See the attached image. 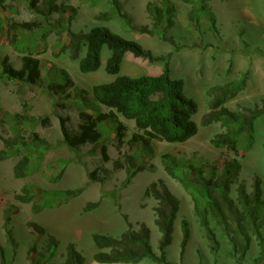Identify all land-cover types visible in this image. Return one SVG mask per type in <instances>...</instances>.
Returning a JSON list of instances; mask_svg holds the SVG:
<instances>
[{"label":"rangeland","instance_id":"1","mask_svg":"<svg viewBox=\"0 0 264 264\" xmlns=\"http://www.w3.org/2000/svg\"><path fill=\"white\" fill-rule=\"evenodd\" d=\"M51 1L61 11L50 8L49 0L38 2L45 15L31 7L30 0H6L0 5V244L5 263L62 264L67 245L74 243L89 264H165L148 258L139 263L93 260L95 233L118 236L143 226L160 253L157 200L145 196V190L161 179L179 199L173 238L165 247L172 264H264L261 241L248 223L244 228L251 236L250 245L242 252L245 236L236 220L242 208L237 191L240 184L250 193L260 179L264 196V113L255 119L253 147L240 149L237 156L241 168L229 191L234 210L227 213V220L209 214L218 240L216 249L195 211L196 200L203 207L210 203L195 171L203 169L209 178L212 167L234 157L211 142L224 130L221 123L201 124L202 115L209 110L207 89L246 77L243 88L225 105L238 110L264 99V0H162L168 1L170 9L159 23L148 8L152 0H124L127 3L121 6L122 0H118V10L113 0ZM30 22L32 27H20V23ZM11 24L15 29H10ZM99 25L157 52H174L194 44L200 47V58L191 60L186 69L170 64L171 75L183 78L186 93L194 94L191 97L198 102L195 136L185 142L153 140V152L146 153L133 139L138 131L134 120L119 113L125 127L122 133L107 120L99 123L96 142L71 145L65 141L63 123L76 130L82 111L95 115L109 111L96 103L93 87L117 76L105 70L110 50L103 48L102 65L92 72L79 68L84 50L76 58L70 50L73 32H87ZM24 55L41 60L39 82L17 76ZM163 63L127 52L119 74H157ZM63 70L69 72L74 86L69 97L59 98L52 85L65 82ZM166 156L175 159L178 177L167 172ZM118 159L122 167L115 166ZM64 190H79V194L65 198L59 192ZM23 196L31 197L24 201ZM93 202H97L93 209H84ZM185 220L189 230L183 245ZM260 230L264 233V221Z\"/></svg>","mask_w":264,"mask_h":264},{"label":"trees","instance_id":"2","mask_svg":"<svg viewBox=\"0 0 264 264\" xmlns=\"http://www.w3.org/2000/svg\"><path fill=\"white\" fill-rule=\"evenodd\" d=\"M5 2L6 0H0V5ZM38 2L39 0H30V6L45 15L44 8ZM113 3L116 5L115 10H118V0H113ZM47 5L56 11H61L60 6L54 4L51 0L47 2ZM148 8L152 9V13L157 17V23L163 20L165 10L162 7L152 2ZM33 25L32 22L20 23V27L30 28ZM13 28L15 29V25L11 24L10 29ZM70 43V50L74 58L79 57L81 49L84 50V55L79 62V68L82 72H92L100 69L102 51L106 46L110 50V55L106 60L105 70L117 76L112 81L98 83L93 87V98L96 103L108 107L109 111H99L96 115L88 111H82L76 130H69L64 123L62 124L64 139L67 143L81 145L89 141L96 142L98 125L107 120L122 133L125 127L119 120V113L127 119L134 120L138 131L133 134V139L141 144L146 153L153 152V140L185 142L197 134L199 125L194 120V115L198 112L199 105L196 99L186 93L185 80L171 75L170 52L156 54L138 41L127 39L104 25L95 26L87 32H73ZM127 52L153 62L164 61V68L159 74L120 75L122 62ZM21 61V68L16 71L17 76L20 79L39 82L42 79L41 60L32 55H24L21 57ZM62 75L66 79L65 82L52 85L59 98L69 97V89L74 86V81L69 72L63 70ZM245 83L246 77H243L240 80L210 87L208 89L209 110L201 118V124L204 126L215 122L221 123L224 130L217 133L211 142L214 146L226 148L234 154L232 158H224L222 165L212 167L209 178L204 176L203 169L198 168L195 171L196 168H194L201 182L202 190L210 199V203L206 207L201 206L200 200H196L195 211L207 237L212 242V247L215 249L218 240L210 225L209 214L213 217L222 216L227 220V213H232L234 210L229 191L241 168V162L237 156L240 149L250 150L253 147L255 119L264 113V99L261 103L255 104L254 107L241 106L238 110H232L225 105L228 100L237 95ZM104 153H106L105 150ZM166 159H168L166 161L167 172L173 177H178L175 171V159L172 156H166ZM115 166L122 167L120 159L115 161ZM95 173L96 171H93L91 175L94 176ZM237 191L238 201L242 208L239 210L236 220L239 221V226L245 236L242 252L245 253L246 249L249 248L251 239L250 234L245 231V223L250 224L252 230L257 232L261 241V250L264 251V233L260 230V225L264 221V196L260 179L256 180L254 189L250 193L246 191L243 183L238 186ZM59 192L63 193L65 198L79 194V190ZM217 194L219 195L216 196ZM145 196H151L157 200L154 209L156 214L155 223L161 233L159 240L160 253H157L151 244L149 229L143 226L138 231L128 229L118 236L95 233L93 241L97 251L93 254L94 261L99 263H139L148 258L155 262L172 264L166 257L165 247L171 243L173 238L179 199L161 179L146 188ZM30 197L23 196L22 198L24 201H29ZM96 205L97 202H93L85 206L84 209L91 210ZM41 207L40 204L37 205L38 209ZM183 225L185 232L184 245L188 240L189 228L186 220ZM38 229L41 232L43 231L42 228L38 227ZM49 242L51 245L52 242ZM0 258V264H6V255L1 244ZM51 264L57 263L53 262ZM62 264L89 263H86L84 255L75 247L74 243H69L66 249V258Z\"/></svg>","mask_w":264,"mask_h":264},{"label":"crops","instance_id":"3","mask_svg":"<svg viewBox=\"0 0 264 264\" xmlns=\"http://www.w3.org/2000/svg\"><path fill=\"white\" fill-rule=\"evenodd\" d=\"M152 1H154L153 3L156 4V5H157V3L160 4L159 7H162L165 10L164 11L165 13H166V10H169L170 9L169 8V5H166V4H168V1H165V2L162 1V0H152ZM171 1H173V3H175L174 0H171ZM126 3H127V1L122 0V2H120V6L121 5H126ZM164 7H166V8H164ZM163 21H164V19H163ZM144 47H146L148 49H151L149 45H146ZM191 47L192 48H183V49L174 50V52H171L170 51V53H171L170 64L172 63V67H174V64H178V65L181 66L182 69H186L187 66H188V64L191 63V60H195V59L198 60L200 58V53H201L200 47L197 44H194ZM151 50L154 53H156V54H162V53H164V51L157 52V51H155L153 49H151ZM175 55H178V57L175 56ZM155 62H159V61H155ZM163 68H164V63H163ZM163 68H162V70H163ZM155 70H157V69H155ZM162 70L161 71H158L157 74L161 73ZM181 75H184V73H182ZM190 96H194V94L193 95H190Z\"/></svg>","mask_w":264,"mask_h":264}]
</instances>
